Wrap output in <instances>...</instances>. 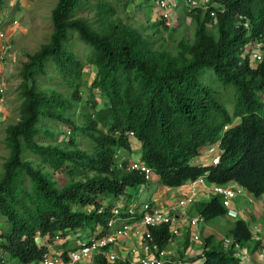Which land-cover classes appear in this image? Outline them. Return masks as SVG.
I'll return each instance as SVG.
<instances>
[{"label": "trees", "instance_id": "1", "mask_svg": "<svg viewBox=\"0 0 264 264\" xmlns=\"http://www.w3.org/2000/svg\"><path fill=\"white\" fill-rule=\"evenodd\" d=\"M215 1L225 6L223 12L211 15L209 8L185 9L195 22L194 36L182 37L175 52L154 47L149 35L113 17V0H96V28L74 16L82 0L56 1L49 40L27 53L21 64L19 117L6 128L10 153L0 178V215L5 221L0 259L34 264L48 250V243L38 237L47 235L51 240L105 225L117 197L125 195L128 201L132 189L147 184L151 179L143 171L126 167L133 151L130 130L140 141V159L162 185L177 186L204 176L209 183L235 181L253 195L264 193V58L250 60L244 51L247 39H264V0ZM238 13L245 14L247 21L238 22ZM209 23L216 33L209 30ZM72 30L89 45L85 61L95 67L85 99L79 89L84 63L64 46ZM49 63L68 83L70 98L38 87L37 78ZM208 69L211 81L204 78ZM228 88L233 99L230 108L221 93ZM94 89L104 97V105H99ZM70 99L89 107L82 110L81 120L66 115ZM42 117L65 125L64 141L70 147L36 138L42 130L55 134L38 125ZM79 135L91 140L88 150L79 146ZM216 140L222 149L218 161H192L204 145ZM23 149L53 170L67 169L81 178L58 187L46 171L22 159ZM105 196L112 199L104 203ZM190 208L206 221L226 213L217 194L195 199ZM263 231L253 235L249 222L238 217L225 235L255 250L263 246ZM152 233L159 246L167 245V224L152 227ZM68 243L65 239L57 247L66 250ZM199 257L202 264H240L238 257L223 249L222 237L211 233L203 235L201 251L193 258ZM94 264H105L103 256L97 255Z\"/></svg>", "mask_w": 264, "mask_h": 264}, {"label": "rangeland", "instance_id": "2", "mask_svg": "<svg viewBox=\"0 0 264 264\" xmlns=\"http://www.w3.org/2000/svg\"><path fill=\"white\" fill-rule=\"evenodd\" d=\"M57 0H0V28L7 27L8 31V50L5 59V73H6V89L4 92L5 99V111L0 113V178L3 174V162L8 157L10 153V148L6 143V128L9 124L17 121L19 117V103L20 99L17 95V88L20 82L19 70L23 60L26 59V54L36 51L41 44L47 42L52 31V21H51V10L54 7ZM187 0H178L177 6L174 9V14L176 20L173 26L165 27L166 23L162 16H158L159 6L156 5L155 0H113V4L116 7V14L124 22L139 28L145 35H149V38L154 47L166 48L172 52H175L177 47V42L185 37L188 40H192L194 36L195 22L191 19L189 15L185 13ZM96 0H82V3L76 7L73 14L74 16L83 17L86 19L91 27H98V14L97 7L95 6ZM16 19L17 22L13 25L12 20ZM159 21V22H157ZM210 31L216 33L215 25L212 23L208 24ZM67 50L73 51L76 56L84 63L82 70V81L80 84L81 94L83 98L89 95V89L87 84L91 81L95 73L94 65H89L86 63V54L89 52V45L82 41L76 31L72 30L69 34L68 40L64 42ZM45 73L40 74L37 78V85L41 89L49 90L55 89L61 92L64 96L70 98V87L68 83L62 78V76L57 72L54 63H49L45 67ZM204 78L207 81H211L213 74L208 69ZM213 84L221 85L218 81H214ZM95 95L99 100V105L105 104L104 97L99 94L97 89L93 90ZM221 93L223 96L227 97L226 104L230 108L232 104V93L230 88L222 89ZM77 105L73 100L70 99V106L65 110L67 116H71L78 120L83 117L81 112L83 109H89L87 104L83 103ZM38 125L54 131L55 134H50L46 131H41L36 138L41 142H55L57 144H62L63 146L70 147L71 144H66L64 140L67 138V133H65V125L55 118L42 117ZM80 147L89 149L91 145V140L86 136L79 135L76 138ZM139 149V148H138ZM140 154V152H138ZM21 157L24 160H29L33 166L41 168V170L46 171L48 176L55 181L56 186L61 187L73 179L81 178L80 174H69L67 169L62 171H55L47 163L40 161V157L30 152L27 149H23ZM208 161V162H203ZM195 163H209L208 154L197 155L192 158ZM153 177L156 174L153 172ZM26 185H29V181L26 178ZM162 188V190H161ZM164 189V190H163ZM166 187L159 183L158 180L153 178L150 185L142 189V192L138 196V201L144 199H149L150 196L153 197L154 202H157L158 195L166 191ZM175 190H171L172 193ZM235 204L238 208L242 207L249 210L252 216V222H259L261 230H264V215L260 208V205L252 202L248 199V194L239 193L234 199ZM191 215H196L195 211L192 209H187L185 211V218ZM232 219L221 214L206 221L205 230L200 233V238L195 240L190 236V244L196 247L195 249L201 250L202 237L208 233L214 234L215 238H220L224 236L229 227L232 225ZM5 224L4 217L0 215V230L1 226ZM264 234V231H263ZM189 235V234H188ZM76 235L69 234L68 240L70 244H74L77 238ZM39 242L43 241L48 243V248H56L60 242L59 237H54L48 240V236L38 237ZM62 240V239H61ZM187 240V239H186ZM252 244V243H251ZM166 247L170 250V247ZM178 256V252L170 253L171 257ZM1 256V252H0ZM181 257V256H179ZM0 264H16L13 260H2L0 259Z\"/></svg>", "mask_w": 264, "mask_h": 264}, {"label": "built area", "instance_id": "3", "mask_svg": "<svg viewBox=\"0 0 264 264\" xmlns=\"http://www.w3.org/2000/svg\"><path fill=\"white\" fill-rule=\"evenodd\" d=\"M155 2L160 8L158 13L163 17L164 22L169 27L173 26L176 20L174 9L177 6V0H155ZM186 4L188 10L196 7L209 8L211 15L225 10V6L215 0H187ZM237 19L238 22L242 20L246 22L248 18L245 14L238 13ZM16 22L14 18L12 24ZM7 28L8 26L0 28V94L2 95L6 89L5 59L9 45ZM244 48V51L249 53L250 60L264 58V39L249 38ZM129 134L133 151L126 167L143 171L146 179H151V167L140 159L138 153L140 152V141L134 136L132 130ZM221 150L219 140H216L214 143L204 145L199 155L208 154L209 163H212L218 161ZM124 157L125 155H122V158ZM118 165L121 166V161ZM145 184L141 183L132 189L128 201L125 195L116 198L111 208L112 215L105 225L98 224L95 229L71 231L69 234L72 233L77 238L74 244L66 250L63 247L48 248L34 264H94L97 255L103 256L105 264H115L117 260L128 262V264H191L185 259L171 257L170 250L166 246H159L153 237L152 227L167 224L170 232L168 242L172 236L181 234L186 228L189 230V238L191 236L198 240L205 224V218L201 213L185 218V211L199 197L200 191L204 188L209 195H218L226 209L225 214L231 219L241 217L248 221L253 235L261 230L259 222L250 223L252 221L250 211L242 207L238 208L234 199L239 193L248 194V199L259 204L264 215V193L253 195L235 181L209 183L206 182L204 176H199L175 186L174 198L171 200L169 198L165 203H155L151 197L138 201L137 198ZM168 192L170 195V189ZM111 199L112 196H105L103 201L107 203ZM135 226H140L139 230L137 228L135 230ZM135 231H137L135 243H126L127 239L131 238V232ZM69 234L66 237L56 235L60 238L58 244L68 239ZM222 247L238 257L240 264H264V242L263 246L252 250L248 243H241L233 237L224 235L222 236Z\"/></svg>", "mask_w": 264, "mask_h": 264}, {"label": "crops", "instance_id": "4", "mask_svg": "<svg viewBox=\"0 0 264 264\" xmlns=\"http://www.w3.org/2000/svg\"><path fill=\"white\" fill-rule=\"evenodd\" d=\"M177 2H178V0H177ZM4 105H6L5 104L4 95L0 94V113L2 111L3 112L5 111L4 110L5 109V106ZM201 161L208 162V161H204V160H201ZM203 164H205V163H203ZM153 178L157 180L158 175L156 174V177H153L152 176L151 180L147 182V185H148V183L150 185L151 181H153ZM145 186H146V184H145ZM163 186H165V185H163ZM165 187H166L167 190L164 191V192H162L161 195H158V198H157L158 199L157 200L158 203H165L166 201L169 200V198H170V200L174 198L173 193L171 192V190L172 189L175 190V186H170V187L169 186H165ZM169 189H170V195H169V192H168ZM161 190H162V188H161ZM205 190L206 189L204 188V189H202L200 191L199 197L197 199H199V198H208L210 196L206 192L207 190L206 191ZM151 194L153 196H150V197L153 199V197L155 195L153 193H151ZM187 209H191L190 208V205L188 206V208H186V211H187ZM233 220L234 219H232V221ZM139 227L140 226H138V227L135 226V230H136V228H137V230H139ZM205 227H206V220H205L204 226L202 227L201 232L205 230ZM136 232L137 231L131 232V235H130L131 238L127 239V242L126 243H128V244L135 243V241H136V239H135L136 238ZM188 234H189V230H188V228H186L184 230V232H182L181 234H177V235L172 236L171 240L167 244V245H169L168 247H170V253H174L175 251H177L178 252V256H174L173 255L174 258H182V259H185L188 262H190L191 264H202L203 257H199V258H195V259L193 258L194 255L197 254V253H199L201 250L195 249L196 247H194V245H196V244H194V245H191L190 244V238H189V235ZM56 248H58V247H56ZM179 256H181V257H179Z\"/></svg>", "mask_w": 264, "mask_h": 264}]
</instances>
